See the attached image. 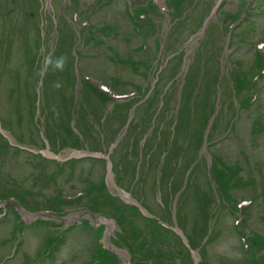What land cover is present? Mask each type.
<instances>
[{"label":"rangeland","instance_id":"obj_1","mask_svg":"<svg viewBox=\"0 0 264 264\" xmlns=\"http://www.w3.org/2000/svg\"><path fill=\"white\" fill-rule=\"evenodd\" d=\"M177 1L182 0H173ZM204 1L211 5L216 2ZM111 2L93 9L84 0H78L77 8L74 5L67 7L63 0H0V200L4 201L0 207V264H91L95 251L101 246L107 248L108 227L103 222L111 220L114 223L109 232V243L114 241L122 245L125 242L134 253L144 250L147 264L149 261L152 264H179V261L187 260V250L172 233L156 229L159 236L155 244L144 234H139L142 231L147 233L145 226L148 225L140 216H127L124 203L133 200L129 193L137 199L141 198L152 213L169 217L171 224L175 221V204H179L176 216L180 226L196 247L203 244L206 251L202 260L198 251H194L198 264H252L244 252L242 235L255 245L258 261L264 264V195L260 194V187L264 189V179L260 181L264 171V131L258 127L257 130L251 128L253 120L264 125V78L259 82L263 84L259 106L240 112L234 122V131L218 142L224 133L222 119L216 127L213 144L209 146V151L218 155L230 172L218 168L234 179H226L218 173L209 179V151L201 149L203 158L194 168L199 167L196 179L192 187L188 188L187 184L186 190L181 191L187 171L196 161L195 156L189 159L190 152L201 144L204 119L213 111L217 97L216 83L220 70L216 59L219 56V60H223L222 48L227 43L224 32L219 28L221 20L211 23L206 19L205 23L210 24L208 31H196L203 23L201 7L192 10L189 22L177 25L175 42L170 45L169 40L163 47L162 56L158 57L152 69L147 70L143 65V51L137 47L146 37V42L151 44L148 49L150 60L154 57L153 28L142 27V34L137 35L124 12V1ZM240 4L241 0H224L222 7L234 13ZM76 10L82 12L83 17L87 14L93 24L90 30L80 31V21L76 24L61 21L63 12L68 17ZM84 10L88 11L84 13ZM105 24L111 25L112 30L109 36L103 37L99 29ZM162 25V36L171 39L170 31H174V27L169 28V24L164 22ZM244 28L247 31L239 37L246 33L245 41L236 40L240 42V48L229 54L251 75L256 69L255 44L264 37V13L255 17L250 29L248 26ZM80 35L82 39H79ZM98 39L102 43L96 42ZM73 41L76 46L69 48ZM76 50L79 52L77 65L84 74L94 77L99 83L111 84L117 92H129L139 88L140 84H149L147 91L150 95L155 92L156 96L153 103L145 106L134 102L116 103L106 95L81 85L73 66L72 52ZM173 51L180 54L173 56ZM261 51L264 52V49ZM183 56L192 65L189 72L194 74L188 75L181 100L170 94L168 102H174L172 110L164 108L159 113L151 112L159 105L160 93L167 89V83L175 78L174 73L180 66L184 69ZM260 60L264 62V59ZM221 64H226L225 60ZM230 70L229 62L221 69V90L225 97H221L224 110L220 115L226 118L232 113V105L236 106L237 100L233 97V91H237ZM159 72L162 73L159 76L161 80L155 83V75ZM183 75L173 86V92L179 88ZM197 87H200L199 94L195 92ZM81 91L83 95L80 97ZM219 93L220 88L218 96ZM74 96L77 98L75 101ZM189 100L194 104L192 115L183 111L188 107ZM74 106L76 111L72 112ZM85 106H88L90 115L83 113ZM92 109L96 110V114H91ZM102 115L107 116L99 126ZM126 115H131L129 123ZM73 120L87 131L83 136L73 133ZM12 140L21 145L40 147L41 150L14 147ZM65 143L81 146L83 150L91 146L109 151L116 173L118 168L127 170L122 175L125 191L113 185V180L105 185L101 183L106 173V164L102 159L78 157L77 150L61 149ZM154 146L156 149L151 150ZM170 150L172 153L166 155L165 152ZM167 158L171 161L164 166L152 165L157 160L165 163ZM70 159L77 160L69 163ZM175 159L178 167L172 166ZM216 165L220 166L218 162ZM138 171L137 182L130 184ZM239 177H252L256 182L234 188L231 183L238 181ZM89 183H94L98 189L91 191L87 198L83 196L73 200L72 196L84 190ZM141 184L143 189H140ZM169 186L174 188L171 196L167 194ZM210 186L215 190L216 206L207 205L204 216H201L196 194L190 190L197 187L208 194ZM219 187L227 189L224 193L237 204L252 199V203L243 207L247 216L241 227L244 234L238 232L234 225L235 217L231 213L233 202H227V196H216ZM9 195L14 196V202L10 201L12 196L9 200ZM97 195L110 197L113 206L98 201L102 208L99 210L110 214L94 211L91 216L83 212L81 206L91 204L90 199L93 196L98 199ZM60 196L69 202L53 205ZM169 198V204L163 206L161 200L166 202ZM16 204L28 210L24 213L32 224L23 220L22 211L17 209ZM51 207L61 209L64 219L81 217V221L88 222L90 226L98 222L99 227L94 230L79 222L67 228L60 220L43 216L34 218L41 211L46 213L43 209ZM132 227L140 232H134ZM49 242L52 245L44 247ZM159 250L163 255L171 254L173 259L165 256L158 259ZM118 254L105 251V260L101 256L99 263L102 260L101 264H126V259H129L126 250L121 247Z\"/></svg>","mask_w":264,"mask_h":264},{"label":"bare ground","instance_id":"obj_2","mask_svg":"<svg viewBox=\"0 0 264 264\" xmlns=\"http://www.w3.org/2000/svg\"><path fill=\"white\" fill-rule=\"evenodd\" d=\"M105 224H106V226L108 227V231L110 232L111 230H112V225H113V223L111 222V221H109V222H104Z\"/></svg>","mask_w":264,"mask_h":264},{"label":"trees","instance_id":"obj_3","mask_svg":"<svg viewBox=\"0 0 264 264\" xmlns=\"http://www.w3.org/2000/svg\"><path fill=\"white\" fill-rule=\"evenodd\" d=\"M158 259H160V256H158Z\"/></svg>","mask_w":264,"mask_h":264}]
</instances>
